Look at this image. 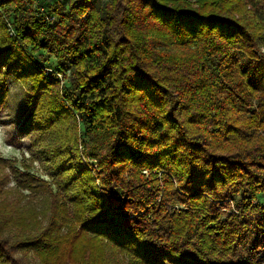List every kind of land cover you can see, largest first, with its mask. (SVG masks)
I'll return each mask as SVG.
<instances>
[{"label":"trees","instance_id":"1","mask_svg":"<svg viewBox=\"0 0 264 264\" xmlns=\"http://www.w3.org/2000/svg\"><path fill=\"white\" fill-rule=\"evenodd\" d=\"M34 2L0 0V110L13 77L51 181L0 169L52 210L35 232L0 219V264H109L84 239L129 264H264V0Z\"/></svg>","mask_w":264,"mask_h":264},{"label":"rangeland","instance_id":"2","mask_svg":"<svg viewBox=\"0 0 264 264\" xmlns=\"http://www.w3.org/2000/svg\"><path fill=\"white\" fill-rule=\"evenodd\" d=\"M57 0H35L32 4V10L39 9L40 12L47 11L48 7ZM62 4L67 5L69 0H59ZM55 21V19L53 20ZM10 34H14L10 30ZM47 75L52 72L47 69ZM63 74H59V78L62 79ZM27 93L20 83L13 77L8 78V97L6 104L0 110V158L15 160L16 165L25 171L24 164H26L30 171L40 175L47 181H51L44 166L41 162L36 161L29 148L31 147V139L25 137L21 132V124L23 115L26 110ZM83 145H79L81 152V161L85 166H90L96 169L97 164L93 160H89L84 152ZM8 174L7 180L2 187V193L0 194V219L5 217L10 223L17 227L21 225V228L27 232H35L36 229L46 227L49 221L50 210L52 205L50 199L41 195L31 193L27 190L20 189L13 181V176L9 172L8 168L0 169V176ZM71 215V213H68ZM252 219L260 220L264 223V209L254 212L251 215ZM8 221V222H9ZM70 222L74 224V228H79V224L75 223L72 216L68 219V225L65 223L60 230V236H64L67 239L71 238L67 227ZM82 239H79L77 243H80ZM88 242V250L85 253L86 256L90 252L97 250L98 246L104 249L106 256L105 259L109 264H129V260L124 257H120L119 253L111 250L105 244H96L90 239H84ZM28 261H37L36 256L30 254L27 256ZM129 259V258H128Z\"/></svg>","mask_w":264,"mask_h":264}]
</instances>
